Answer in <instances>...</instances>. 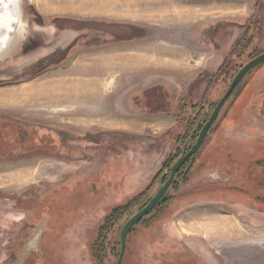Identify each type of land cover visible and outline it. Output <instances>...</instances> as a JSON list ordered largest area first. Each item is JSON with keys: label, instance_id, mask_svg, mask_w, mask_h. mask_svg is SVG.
Segmentation results:
<instances>
[{"label": "rangeland", "instance_id": "rangeland-1", "mask_svg": "<svg viewBox=\"0 0 264 264\" xmlns=\"http://www.w3.org/2000/svg\"><path fill=\"white\" fill-rule=\"evenodd\" d=\"M65 1L19 0L21 40L13 53L0 57V121L27 125L34 129V143L41 139V145L36 143L32 147L34 151L25 148L30 145V128L26 126L28 131L25 128L15 131L17 139H14L23 151L0 154V264H95L90 245L98 220L130 197L106 212V207L97 208L99 203L106 205L103 202L110 193L112 202L116 200L117 190L109 188L117 182L118 189L119 181L126 177L115 163L116 158L111 160L113 166L109 163L110 154L116 152L118 158L126 150L128 155L135 154L134 163L146 174L154 171L152 176L163 170L164 159L181 156L182 141L187 135L181 124L196 121V114L208 107L210 111L236 72L255 52L264 50L263 37L251 26L252 21L244 26L251 34L242 37L241 25H231L228 33L232 42L223 67L214 73H199L198 77L167 75L164 87L161 86L165 93L159 94L160 90L155 89L144 92L150 95V100L141 102L143 90L134 98L136 107L144 112L129 108L128 113L124 110L120 113L123 121L137 122L135 130L129 133L115 130V124L110 125L109 120L99 121L87 115L92 111L84 105L88 101L92 108L99 105L100 93L97 94L95 86L104 90L103 94H111L115 86L113 77L92 75L94 68L104 64L96 56H100V49L108 50L112 34V40L120 42L122 38L139 36L141 31L119 23H88L92 20H88L87 14L69 12L68 5L60 9ZM71 23L76 30L84 31L73 38L69 35L57 39V44L56 40L51 45L46 42L51 25L63 31L73 29ZM258 23L264 29V22ZM254 68L237 85L201 146V155L197 156L207 160L204 181H227L228 185H216L172 200L170 218L145 223L129 234L122 264H166L164 258L172 259L173 255L164 254L165 249L172 247L159 245L164 240L166 220L178 217L192 218L195 225L193 235L182 236L186 246L180 253L186 255V262L264 264V63ZM87 79L95 86L88 84ZM43 81H47L43 87L35 84L37 87L28 94L31 96L28 100L23 88ZM132 87L124 82L118 86L117 97H124ZM127 104L128 101L124 104L126 108ZM129 104L132 105L130 99ZM144 107L152 115H147ZM165 108L167 111H162ZM110 115L106 113L108 119ZM14 137L6 135L7 142L2 139L0 145H10ZM175 138L180 139L179 144L174 142ZM95 139H99L98 143L89 144ZM52 143V150L47 151ZM215 168L219 170L211 171ZM102 171L107 176L111 174L110 183L102 182L104 175L99 173ZM196 177L195 172L193 179ZM158 186L159 181L149 194L156 193ZM125 192L128 190L120 187L118 197ZM127 218L124 216L110 232L101 264H116L119 235L130 217ZM42 233L45 235L39 238Z\"/></svg>", "mask_w": 264, "mask_h": 264}, {"label": "crops", "instance_id": "crops-1", "mask_svg": "<svg viewBox=\"0 0 264 264\" xmlns=\"http://www.w3.org/2000/svg\"><path fill=\"white\" fill-rule=\"evenodd\" d=\"M65 2L66 6L68 5L67 11L81 15L87 14L94 18L89 17L88 20L92 21H88V23H119L131 26L137 32L141 31L139 36L133 35L132 38H122L120 42L116 39L112 40V34L109 37L111 41L108 50L100 49V56H96L97 61L101 63L104 61V64L94 68V74L92 73V75L110 76L116 79L111 94H103L104 90L102 91L101 88L96 87L93 81L85 80L88 81V84L95 86L97 94L100 93L98 95L99 105L94 104L92 108L90 101L87 102L89 104H84L88 111H92L87 115L97 117L99 121L106 119V122H108L107 120H109L108 123H112L110 125L115 124V130L127 131L128 133L135 130L137 122L135 123L133 119L130 123L126 120L123 121L120 113L123 110L127 112L129 108L144 112L142 108H137L134 103V98L140 92L144 90L143 93L148 91L150 93L155 89L165 93L161 88L164 87L163 84L168 79L167 75L180 78L194 75L198 77L199 73H214L219 70L231 46L232 40L229 41L230 35L228 33L231 25L233 27L241 25L242 37L246 33L251 34L244 26L247 22L252 21L251 26L257 29L258 35L262 36L264 41V29L258 23L259 21L264 22V0H75L74 2ZM80 6L83 7L79 8ZM71 27L73 29L60 31L55 25H51L52 30L50 29V35L47 37L46 42L51 45L56 40L57 44V39L69 35L73 38L84 31L83 29L76 30L77 27L74 24ZM232 35L234 36V34ZM101 57L102 60H98ZM88 71L92 72V70ZM124 82L131 83L132 90H127L124 97H117V93L119 95L118 86L124 84ZM136 88L138 90L134 92ZM160 91L157 92L160 94ZM148 95L144 93L141 102L149 101L150 95ZM94 99L96 101V95ZM129 99L132 102L131 106ZM125 100L128 101L127 108L124 105L127 102ZM163 100L166 102L165 97ZM93 109H96V111ZM144 109L147 110V115H152L149 114L151 113L148 110L149 108L144 107ZM102 110L104 112H100ZM107 112L111 114L109 119L106 117ZM140 114L144 115L145 113ZM119 126L128 129H119ZM97 140L99 141V139L89 141V144L91 142L98 143ZM83 141L86 142L85 139ZM51 145L53 146V143ZM113 153V155L110 154L109 163L113 166L114 163L111 160L116 158L115 163L118 164L119 168H122V173L126 175L125 179L122 178L119 181V186L121 188L124 186L128 192L118 197L120 187L118 186L117 189V182H115L114 187L112 186L109 189L117 190L116 200L112 202L110 193L109 197L106 196L103 202L106 204L105 206H102L101 203L97 205L99 209L106 207L105 212L112 205H116L141 189L148 183L154 172L146 174L138 163H134L135 154L128 155L127 150L124 153L122 152L123 154L119 158L116 152ZM109 171L111 173L112 169H109ZM99 173L105 176L102 179L105 184L112 181V178L109 177L111 174L107 176L104 171ZM144 174L149 176L145 178ZM103 216L104 214L98 222ZM191 219L178 217L177 220L172 221L169 219V222L167 220V223L164 222L166 223L163 228L164 240L159 247H172L171 250L165 249L164 254L173 255L172 259L164 258V262L169 264L178 259L181 262L187 261L185 260L186 255L183 252L180 253V249L186 246L182 237L183 234L193 235L195 232V225L191 222L193 221ZM44 235L45 233L40 236ZM40 236L38 235V237ZM195 250L193 251L196 252Z\"/></svg>", "mask_w": 264, "mask_h": 264}, {"label": "trees", "instance_id": "trees-1", "mask_svg": "<svg viewBox=\"0 0 264 264\" xmlns=\"http://www.w3.org/2000/svg\"><path fill=\"white\" fill-rule=\"evenodd\" d=\"M263 51L255 52L251 59L260 55L263 53ZM224 65H222L223 67ZM257 67V66H256ZM255 69V68H254ZM247 75V74H246ZM245 75V76H246ZM160 94L162 92L160 91ZM209 105V104H208ZM207 105V106H208ZM215 104H212L211 110L209 111L210 107L206 108L205 112H198L196 114V121H184L183 124H181V129L184 128L187 130V135L184 137L182 141V149L181 154L184 153L185 150H187L191 145L194 144L200 129L204 125V123L207 121V119L210 116V112L213 110ZM181 108V107H180ZM151 111V110H150ZM155 111V110H154ZM159 111V110H158ZM162 111H167L165 110ZM219 117V116H218ZM218 119V118H217ZM216 122V121H215ZM215 122L212 126L214 128ZM211 134V133H210ZM208 134L206 136L205 141L210 136ZM174 142L176 144L180 143L179 138H175ZM29 144V143H27ZM204 145V144H203ZM202 145V146H203ZM28 146V145H27ZM1 147V145H0ZM8 149V148H7ZM17 150H19L18 147H16ZM5 148L1 147L0 152L4 151ZM202 148H200L196 154L194 155V158L192 161L188 160L176 173L172 184L168 188L165 195L162 197L160 202L146 215L144 216L134 227L130 230L128 233V236L126 238V248L128 243L129 234L136 230L138 226H141L143 224H148L150 222L154 221H161L165 220L166 218H170L171 212L169 211V205L172 200L180 199L181 196H186L187 194L192 195L194 192L202 191L208 189L209 187H214L216 185H228L227 182L225 183H211L206 182L203 180L205 175H207L204 171L207 165V160L205 158L203 159H197L198 155H201ZM168 157V156H167ZM179 154L174 155L173 158H166L163 161V170H158L154 176L150 179V182L148 185H145L143 188H141L137 193L134 195L126 198L122 203L119 205L112 207L108 213H106L103 218L98 222V224L95 227V234H94V241L90 245V256L93 262L95 264H101L103 262V256H105V250L107 245L108 236L111 234L110 232L113 230V228L118 225V223L121 221V219L126 217H131L133 214L138 212L142 207H144L149 200L153 197V195H150V189L154 185L155 182L159 181L158 189L163 185V183L168 178L170 169L174 162L179 158ZM197 174V177L193 179L194 174ZM159 178V180H158ZM157 189V190H158ZM175 194V195H174ZM264 197V196H263ZM136 209L133 213H131L132 209ZM166 215V216H165ZM127 218V219H128ZM160 218V219H159ZM127 221V220H126ZM124 225V223H123ZM122 225V226H123ZM118 255L116 254V257Z\"/></svg>", "mask_w": 264, "mask_h": 264}, {"label": "water", "instance_id": "water-1", "mask_svg": "<svg viewBox=\"0 0 264 264\" xmlns=\"http://www.w3.org/2000/svg\"><path fill=\"white\" fill-rule=\"evenodd\" d=\"M22 30V31H21ZM23 33V26L20 21L19 15V0H0V57L13 53L14 47H16L21 35ZM264 63V52L255 58L248 61L243 65L232 78L228 88L224 94L217 101L214 109L212 110L208 120L202 126L195 142L189 150L183 153L177 161L172 165L168 178L163 185L158 189L155 195L149 200V202L142 207L138 212L133 214L123 225L120 231V251L116 264H121L125 253L126 238L130 230L136 225L144 216H146L162 199L167 192L168 188L173 182L176 173L180 168L187 162L188 159L191 161L194 158L196 152L203 145L207 134L210 132L211 127L217 119L224 103L231 95L236 85L242 80V78L251 71L254 67Z\"/></svg>", "mask_w": 264, "mask_h": 264}, {"label": "flooded vegetation", "instance_id": "flooded-vegetation-1", "mask_svg": "<svg viewBox=\"0 0 264 264\" xmlns=\"http://www.w3.org/2000/svg\"><path fill=\"white\" fill-rule=\"evenodd\" d=\"M19 42H20V40H19ZM18 44H19V43H18ZM18 44H17V45H18ZM17 45H16V46H17ZM254 58H255V57H254ZM252 59H253V58H252ZM249 61H250V60H249ZM249 72H250V71H249ZM249 72H248V73H249ZM248 73H247V74H248ZM244 77H245V76H244ZM244 77H243V78H244ZM243 78H242V79H243ZM240 82H241V81H240ZM238 84H239V83H238ZM238 84H237V85H238ZM237 85H236V87H237ZM236 87L234 88V90L232 91L231 95H230L229 98L226 100V102H227V101L231 98V96L234 94V91H235ZM223 94H224V93H223ZM226 102L224 103L223 107L225 106ZM215 105H216V104H215ZM214 107H215V106H214ZM223 107H222V109H223ZM213 109H214V108H213ZM222 109H221V111H222ZM221 111H220V113H221ZM220 113H219V115H220ZM219 115H218V116H219ZM217 118H218V117H217ZM207 120H208V119H207ZM216 120H217V119H216ZM216 120H215V121H216ZM213 124H214V123H213ZM26 126H27V125L24 126V125H19V124H15V123H9V122H5V121H3V122L0 121V140L3 139L4 142H7L8 139H7V138L5 139L6 135H9V136H15L14 138L10 139V140H13V143H11L10 145H9V143H8L7 145L1 143V147L5 148V150H4V151H1L0 154H2V155H7V154L20 153L21 151H23V150H22V147L19 148V150L16 149L17 145H15V143H14L15 140H14V139H17V137H16V136H17V133H16V132H18V130H20L21 128H25V130L28 131V128H30V127L27 126V127H28V128H27ZM212 126H213V125H212ZM211 129H212V127H211ZM200 130H201V129H200ZM15 131H16V132H15ZM210 131H211V130H210ZM29 133H30V136H29V139H28L29 141H28V142L30 143V145L25 146V148L28 149V147H29V149H30L29 151L31 152V151H34V149H32V147H36L37 145L35 146L36 143H34V137H33L34 134H35V133H34V129H33V128H30V129H29ZM209 133H210V132H209ZM209 133H208V134H209ZM208 134H207V135H208ZM27 138H28V137H27ZM27 138H26V139H27ZM46 139H47L46 141L49 142L48 139H51V138L49 137V138H46ZM40 140H41V139H38V141H37L39 145H41V144H40ZM26 143H27V142H26ZM26 143H25V144H26ZM46 146H47V144H46ZM1 147H0V148H1ZM52 147H53V146L50 144V147H49V149H47V151H49V150L51 151V150H52V149H51ZM190 147H191V146H190ZM190 147H189V148H190ZM7 148H8V149H7ZM189 148H188L187 150H185L184 153L187 152V151L189 150ZM43 151H46V149H45V150H41V152H43ZM182 154H183V153H182ZM188 160L191 161V159H188ZM188 160H187V161H188ZM214 170H219V169L215 168V169H213V170H211V171H214ZM209 172H210V171H209ZM226 182H227V181H226ZM222 183H225V182H222ZM42 234H43V233H42ZM41 237H42V236H40L39 238H41ZM176 262H177V263H176ZM31 264H32V263H31ZM37 264H38V263H37ZM121 264H122V263H121ZM166 264H168V263H166ZM169 264H190V263L181 262V261H179V259H178V260H173L172 263H169Z\"/></svg>", "mask_w": 264, "mask_h": 264}, {"label": "bare ground", "instance_id": "bare-ground-1", "mask_svg": "<svg viewBox=\"0 0 264 264\" xmlns=\"http://www.w3.org/2000/svg\"><path fill=\"white\" fill-rule=\"evenodd\" d=\"M78 4V3H77ZM64 8H66V4L65 5H62L61 7H60V9H64ZM22 31V30H21ZM49 81V80H48ZM47 81H43V82H41V83H33V84H31V85H29V86H27V87H25V88H23V91L25 92V93H27V95L28 94H30V92H33L34 91V89L37 87V85H40L41 87H43V83H46ZM35 84H37V85H35ZM35 85V86H34ZM45 86H48V85H45ZM22 91V92H23ZM23 92V93H24ZM31 98V96L30 95H28V100Z\"/></svg>", "mask_w": 264, "mask_h": 264}, {"label": "clouds", "instance_id": "clouds-1", "mask_svg": "<svg viewBox=\"0 0 264 264\" xmlns=\"http://www.w3.org/2000/svg\"><path fill=\"white\" fill-rule=\"evenodd\" d=\"M213 179H215L216 178V176H215V174H213V177H212Z\"/></svg>", "mask_w": 264, "mask_h": 264}]
</instances>
